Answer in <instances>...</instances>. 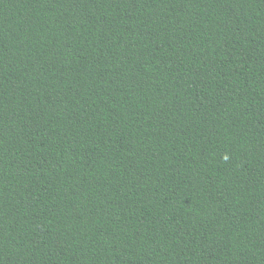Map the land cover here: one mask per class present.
Masks as SVG:
<instances>
[{
    "label": "trees",
    "instance_id": "1",
    "mask_svg": "<svg viewBox=\"0 0 264 264\" xmlns=\"http://www.w3.org/2000/svg\"><path fill=\"white\" fill-rule=\"evenodd\" d=\"M0 264H264V0H0Z\"/></svg>",
    "mask_w": 264,
    "mask_h": 264
}]
</instances>
